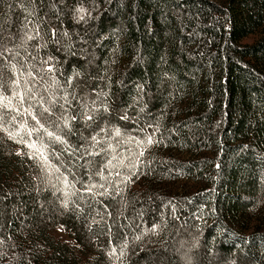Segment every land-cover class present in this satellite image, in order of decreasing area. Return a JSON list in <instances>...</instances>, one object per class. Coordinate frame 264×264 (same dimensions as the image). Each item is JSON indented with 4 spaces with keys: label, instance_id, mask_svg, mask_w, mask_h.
<instances>
[{
    "label": "trees",
    "instance_id": "16d2710c",
    "mask_svg": "<svg viewBox=\"0 0 264 264\" xmlns=\"http://www.w3.org/2000/svg\"><path fill=\"white\" fill-rule=\"evenodd\" d=\"M3 45L13 49L0 60L5 94L10 61L24 69L21 87L47 99L44 82L27 76L40 60L61 86L79 80L73 108L107 93V121L128 134L114 154L139 168L126 161L101 180L90 172L106 153L90 167L61 144L50 167L19 142L35 137L0 131V264H264V0H0ZM75 127L67 139L79 150L92 129ZM146 134L159 142L139 156L128 136ZM89 182L111 192L93 197Z\"/></svg>",
    "mask_w": 264,
    "mask_h": 264
},
{
    "label": "snow or ice",
    "instance_id": "6c2138e0",
    "mask_svg": "<svg viewBox=\"0 0 264 264\" xmlns=\"http://www.w3.org/2000/svg\"><path fill=\"white\" fill-rule=\"evenodd\" d=\"M75 12L78 13V20L84 21L88 15V11L84 7H77ZM55 33L53 32V36ZM68 36V33H64ZM35 39L34 36L28 35L27 40ZM7 54V55H6ZM13 55V49L8 48L7 45L0 47V60L8 61V57ZM19 56V53L15 54ZM29 55H31L29 53ZM38 59V57H33V60ZM51 60V57L49 58ZM26 63V62H25ZM41 67L39 72H34L33 69L36 67L34 64H29L27 67V76L31 77L33 80L39 78L44 82L45 91L48 93V98L46 99L39 92H36L33 87L25 81V88L21 87V82L19 76L23 74V68H17L15 64L8 63L4 64V68L11 67L12 72L15 74L16 78L11 79L7 82V87L11 90V95L5 94V80L3 76V69H0V131L7 133L8 138L13 139L25 134L30 139L28 141L21 140L19 142L26 143L27 147L34 150L36 155H39L43 163L47 166H52L49 156L55 157L57 161L60 160L61 154L55 151H50L53 144L64 145V152L69 156H74L77 159H83L88 157V164L91 167L92 164L97 163L94 159L100 157L102 154H107L105 156V161L100 163L96 168L95 172H90V176H98L101 180H107L108 177L105 176V171L125 167H129L134 170H138V161H130L128 157H117L114 153L116 152V147L113 141L117 139H123L127 133L122 132V130L116 125H111L107 121V116L110 114L111 102L108 98L107 93L98 92L96 93L95 99H89L87 96L79 97L82 103H78L75 108H73V100H77L76 89L80 87L79 80L74 85L72 82V77H66L64 80V85H60V81L55 75H52L56 70L49 64L47 68L43 65L48 64V61L40 60ZM43 73V75H40ZM44 76H48L49 79L44 80ZM81 73L74 72L73 77H80ZM140 86H138L139 88ZM60 88L61 92L58 95L54 89ZM27 105V106H25ZM140 111L143 112L144 108L141 107ZM6 117L8 118L6 120ZM18 117L23 118V123L20 122ZM28 117L32 121H35V126H30L28 122ZM42 119L46 123L42 122ZM120 120L126 121L130 118L128 117L126 111L123 112ZM79 120L84 123L85 127L92 129L90 137L81 136L80 139L83 141V147L79 150L71 149L68 143L67 137L73 135L78 129L75 127L76 121ZM18 125L16 130H13L12 125ZM151 127V125H149ZM128 140H131L140 147L141 151L139 156L144 155L145 145H153L159 141L155 140L152 135H145L143 140L137 139L133 136H128ZM128 141L126 140L125 143ZM21 153H17L20 155ZM30 158H35L34 155H30ZM129 161V163H126ZM55 172L58 175V179L67 185L68 179L61 172V168L69 171L67 165L61 162L59 165L54 166ZM71 174V173H70ZM120 171L115 172V176H120ZM130 179V177H129ZM122 183L124 181H121ZM55 187V185H54ZM96 189H105V191L97 192ZM84 190L91 196L96 195H106L111 192V188H106L104 183H92L89 182L88 185L84 186ZM68 193H65L67 196ZM64 207H68V201H62ZM158 227V226H157ZM139 239V237H137ZM112 255V253H109ZM187 264H191V260H187Z\"/></svg>",
    "mask_w": 264,
    "mask_h": 264
},
{
    "label": "rangeland",
    "instance_id": "374dc122",
    "mask_svg": "<svg viewBox=\"0 0 264 264\" xmlns=\"http://www.w3.org/2000/svg\"><path fill=\"white\" fill-rule=\"evenodd\" d=\"M176 186L179 187V186H182V182H177L176 183ZM57 236L61 239H64L66 241H68L70 244H76L75 241L73 239H71L64 231L62 230H59L57 232Z\"/></svg>",
    "mask_w": 264,
    "mask_h": 264
}]
</instances>
